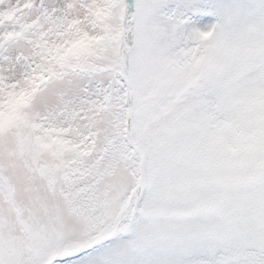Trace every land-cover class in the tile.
I'll list each match as a JSON object with an SVG mask.
<instances>
[{
	"label": "snow or ice",
	"instance_id": "snow-or-ice-1",
	"mask_svg": "<svg viewBox=\"0 0 264 264\" xmlns=\"http://www.w3.org/2000/svg\"><path fill=\"white\" fill-rule=\"evenodd\" d=\"M0 264H264V0H0Z\"/></svg>",
	"mask_w": 264,
	"mask_h": 264
}]
</instances>
